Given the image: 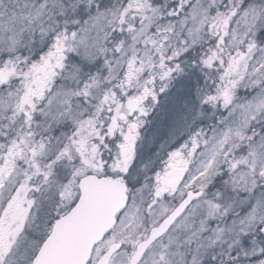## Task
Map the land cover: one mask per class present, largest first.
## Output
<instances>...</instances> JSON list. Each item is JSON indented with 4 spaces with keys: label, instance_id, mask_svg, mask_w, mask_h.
I'll use <instances>...</instances> for the list:
<instances>
[{
    "label": "snow or ice",
    "instance_id": "6c2138e0",
    "mask_svg": "<svg viewBox=\"0 0 264 264\" xmlns=\"http://www.w3.org/2000/svg\"><path fill=\"white\" fill-rule=\"evenodd\" d=\"M0 264H264V0H0Z\"/></svg>",
    "mask_w": 264,
    "mask_h": 264
}]
</instances>
